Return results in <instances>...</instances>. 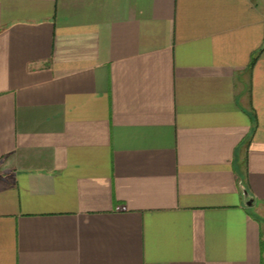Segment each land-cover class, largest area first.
I'll return each mask as SVG.
<instances>
[{"label":"crops","instance_id":"crops-1","mask_svg":"<svg viewBox=\"0 0 264 264\" xmlns=\"http://www.w3.org/2000/svg\"><path fill=\"white\" fill-rule=\"evenodd\" d=\"M0 264H264V0H0Z\"/></svg>","mask_w":264,"mask_h":264},{"label":"water","instance_id":"water-1","mask_svg":"<svg viewBox=\"0 0 264 264\" xmlns=\"http://www.w3.org/2000/svg\"><path fill=\"white\" fill-rule=\"evenodd\" d=\"M244 194H245L246 197H249V192H248L246 189H244ZM253 202H254V199L251 198V199L248 201V204H249V205H252Z\"/></svg>","mask_w":264,"mask_h":264},{"label":"trees","instance_id":"trees-1","mask_svg":"<svg viewBox=\"0 0 264 264\" xmlns=\"http://www.w3.org/2000/svg\"><path fill=\"white\" fill-rule=\"evenodd\" d=\"M256 59H257V57L255 56V57L253 58V60H252L251 65H253V64L255 63Z\"/></svg>","mask_w":264,"mask_h":264}]
</instances>
